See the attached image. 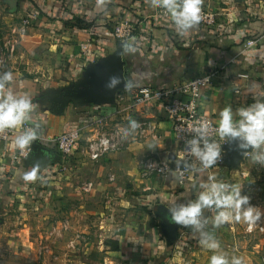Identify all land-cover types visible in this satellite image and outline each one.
I'll list each match as a JSON object with an SVG mask.
<instances>
[{"label":"crops","instance_id":"obj_1","mask_svg":"<svg viewBox=\"0 0 264 264\" xmlns=\"http://www.w3.org/2000/svg\"><path fill=\"white\" fill-rule=\"evenodd\" d=\"M202 3L201 13L211 7L206 12L215 15V23L201 21L180 35L166 11L150 0H104L103 6L99 0H18L34 31L50 37L58 65L33 77L13 79L0 95L8 90L30 94L34 110L29 121L38 124L44 136L78 129L84 139L93 134L95 119L102 114L114 117L117 99L132 90L172 87L214 71L200 89L199 108L218 124L225 106L235 114L255 99L264 100V0L217 8L212 0ZM124 20L135 30L120 40L113 27ZM247 40L256 43L247 46ZM114 76L119 83L109 88ZM138 115L151 120L158 138L130 140L123 149L94 161L79 150L64 157L36 141L28 156L12 162L15 137L0 141V211L14 200L27 201L35 209L63 207L58 226L47 224L45 232L40 228L27 233L51 242L49 250L59 248L62 232L68 238L65 243L74 232L82 233L85 238L65 253L74 264H209L213 253L200 244L199 232L171 222L165 201L187 203L201 190V180L215 174L241 185V194L253 197L250 204L264 210V165L254 163L251 148L238 146L222 164L188 178L175 172L164 178L141 177L142 159L156 155L177 160L181 146L161 106L148 105L142 113L128 114ZM229 142L232 149L234 140ZM32 172L37 179H24ZM88 182L91 188L85 191L82 187ZM214 215L215 210L205 209L206 230L219 241V251L229 258L241 257L244 264H261L264 238H246L243 221L214 227Z\"/></svg>","mask_w":264,"mask_h":264},{"label":"clouds","instance_id":"obj_2","mask_svg":"<svg viewBox=\"0 0 264 264\" xmlns=\"http://www.w3.org/2000/svg\"><path fill=\"white\" fill-rule=\"evenodd\" d=\"M150 2L152 6L166 11L180 35L193 30L201 22L202 0H150ZM99 4L103 6L104 0H99ZM128 48L134 50L131 44ZM12 80L11 71L0 73V90L5 89ZM118 83L119 78L114 76L110 78L107 86L113 88ZM33 110V98L30 94L16 95L11 90L4 91L3 95H0V130L22 127L31 119ZM138 127V122L130 118L128 125L121 130L122 136L128 137ZM38 131V124L24 128L12 141L14 149L24 154L38 139ZM189 131L193 136L186 141L188 147L185 151L194 158V161L199 162L200 166L197 167L194 162H185L186 166L197 173L205 172L221 158L222 143L210 137L206 121L197 122ZM215 131L224 142L234 140L242 150L251 148L254 163L264 165V100L255 99V102L241 106L235 114L231 106H225L219 112ZM24 179L34 180L37 176L34 172L26 173ZM199 188L201 190L196 197L187 203L165 201L171 222L191 227L199 232L200 244L213 253L209 258V264H244L241 257L233 255L229 258L226 253L219 251V241L212 232L206 230L209 219L204 216V211L215 210L211 224L217 228L232 221H243L252 226L261 219L264 212L251 205L247 195L241 194V185L226 183L215 174H208L206 180H201Z\"/></svg>","mask_w":264,"mask_h":264},{"label":"built area","instance_id":"obj_3","mask_svg":"<svg viewBox=\"0 0 264 264\" xmlns=\"http://www.w3.org/2000/svg\"><path fill=\"white\" fill-rule=\"evenodd\" d=\"M201 17V21L207 25H213L215 23V15L212 13H201ZM134 30L135 27L133 24L124 20L114 25L113 34L118 39L123 40L131 37ZM255 43V40L246 41L247 46L254 45ZM213 73L214 71H209L175 84L172 87L150 88L143 86L132 90L129 94L117 99L115 112H113L114 117L102 114L95 119L93 134L88 138L82 139L80 130L78 129L66 131L55 136H44L38 131V139L36 141L45 142L47 146L54 148L56 152L64 157H73V154L79 150L89 160H98L109 152L123 149L130 140L144 138L157 139L158 136L155 133L156 127L150 119L141 115L128 116L129 112H134V114L142 113L145 106L157 104L162 107L165 117L170 122L171 133L181 146V156L177 160L170 156H146L139 162L140 176L164 178L170 172H175L180 178H188L197 172L187 167L185 162H194L197 167L200 166L199 162L194 161V158L185 151L188 147L186 141L193 136V133L189 129L197 122L201 120L206 121L209 125L210 137L222 143V155L216 162V165L225 162L231 150L230 140L224 142L216 135L217 123L210 116L201 112L199 108L200 89L208 85ZM130 118L137 121L139 127L128 137L124 138L121 130L128 125ZM33 126L35 124L28 121L20 128L0 130V141L7 142L12 140L24 128ZM36 141L32 143L31 148L26 150L24 154L18 150H14L11 154V161L17 162L28 156ZM226 183L229 182L226 181ZM82 188L85 191H89L91 183H86ZM248 197L249 202H251L253 197ZM242 233L246 238H264V215L252 226L243 223ZM84 238L85 236L82 233L74 232L68 240L67 246L74 249ZM38 253L40 255L50 253L49 246L42 244L38 249ZM261 264H264V260H262Z\"/></svg>","mask_w":264,"mask_h":264},{"label":"rangeland","instance_id":"obj_4","mask_svg":"<svg viewBox=\"0 0 264 264\" xmlns=\"http://www.w3.org/2000/svg\"><path fill=\"white\" fill-rule=\"evenodd\" d=\"M212 1L217 8L227 4L242 6L249 0ZM209 8L211 7L202 10L206 12ZM26 14L20 10L18 0H0V73L11 71L13 79L33 77L41 69L49 70L58 65L53 62L52 55L58 53L49 48L50 37L34 31L33 23ZM62 212L63 207L35 209L27 201L14 200L6 203L3 211H0V264H74L66 260L65 253L72 249L65 243L68 238L63 232L62 236L58 235L59 248L53 247L50 256L37 252L35 254V251L44 243L47 246L52 243L45 241L43 237L27 233V230L38 231L40 228L45 232L47 224L58 226L63 222Z\"/></svg>","mask_w":264,"mask_h":264},{"label":"water","instance_id":"obj_5","mask_svg":"<svg viewBox=\"0 0 264 264\" xmlns=\"http://www.w3.org/2000/svg\"><path fill=\"white\" fill-rule=\"evenodd\" d=\"M237 147H238V142L234 141L232 143V149L230 150V153H233L234 151H236Z\"/></svg>","mask_w":264,"mask_h":264},{"label":"trees","instance_id":"obj_6","mask_svg":"<svg viewBox=\"0 0 264 264\" xmlns=\"http://www.w3.org/2000/svg\"><path fill=\"white\" fill-rule=\"evenodd\" d=\"M111 248L114 250V249H117V245H111Z\"/></svg>","mask_w":264,"mask_h":264}]
</instances>
